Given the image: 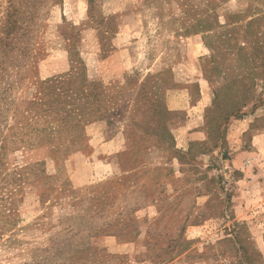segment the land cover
Listing matches in <instances>:
<instances>
[{
	"label": "rangeland",
	"instance_id": "1",
	"mask_svg": "<svg viewBox=\"0 0 264 264\" xmlns=\"http://www.w3.org/2000/svg\"><path fill=\"white\" fill-rule=\"evenodd\" d=\"M0 264H264V0H0Z\"/></svg>",
	"mask_w": 264,
	"mask_h": 264
},
{
	"label": "trees",
	"instance_id": "2",
	"mask_svg": "<svg viewBox=\"0 0 264 264\" xmlns=\"http://www.w3.org/2000/svg\"><path fill=\"white\" fill-rule=\"evenodd\" d=\"M73 69H74V67H73ZM46 82L49 83V85H48L49 90H48V92H46V95L51 98L50 99V102H48V103L45 102L44 103L46 105V112L49 113V111H50L49 109L52 110L54 108V111H56V113L58 114V116H59V113L75 114L73 110H66L67 108L65 106L64 107L61 106V104L64 103V101H66L68 99H72V97L75 95V92L71 93L70 90H69V88H65V84H68L69 85L71 83V81L69 80V81L66 82L65 80L50 79V80H48ZM43 84H45V83H43ZM67 87H69V86H67ZM79 87H81V89H82L80 91L81 92V95H84L83 90L86 87V85L85 84H82ZM67 90H69V92H66ZM91 95H92V91L90 92V96ZM86 96H89V94H86ZM77 101H78V99H77ZM58 104H60V105H58ZM56 105H58V106L56 107ZM73 106L80 107V109H82L83 106H84V103L83 102H77ZM78 109L79 108H77V110ZM78 113H80V112H78ZM68 115L66 117H63V118H57V119L55 118V120H49V122L51 124V130H50V132H52V130H56V127H59L61 125L64 126L65 125V122L66 123L71 122V121L67 120ZM77 115H79V114H77ZM72 121H74V120H72ZM39 122H40L39 120H36L35 122H33V125L34 124L35 125L36 124H39ZM38 130H37V132H39V134H40V133H45V130H47V129L44 130V129L38 128ZM36 143H39V142H36Z\"/></svg>",
	"mask_w": 264,
	"mask_h": 264
}]
</instances>
